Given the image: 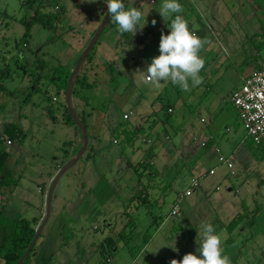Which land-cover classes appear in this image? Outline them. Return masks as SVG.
Listing matches in <instances>:
<instances>
[{
    "label": "rangeland",
    "instance_id": "obj_1",
    "mask_svg": "<svg viewBox=\"0 0 264 264\" xmlns=\"http://www.w3.org/2000/svg\"><path fill=\"white\" fill-rule=\"evenodd\" d=\"M27 1L0 0V124L6 119L25 133L1 144L16 181L1 186V195L7 220L35 218L37 229L52 180L81 145L66 87L107 4ZM124 3L141 10L147 23L132 35L120 34L109 20L81 64L72 103L85 123L87 146L57 180L25 264H171L196 251L205 223L215 226L230 264H264V144L244 139L234 149L245 130L229 101L264 53V0H180V15L202 40L204 61L202 83L189 81L187 91L171 82H144L162 32L170 31L171 18L157 9L163 0ZM36 8L58 15L51 28L34 21L23 37ZM83 75L92 85L80 86ZM123 128L137 131L130 143ZM206 136L221 143L222 152L234 149L236 176L224 177L219 190L209 182L215 176L208 174V148L200 145ZM148 161L154 166L144 172ZM191 178L199 188L191 187ZM142 185L148 202L137 206L134 194ZM175 205L181 218L169 215ZM238 213L244 219L228 230ZM174 244L179 251L165 246Z\"/></svg>",
    "mask_w": 264,
    "mask_h": 264
},
{
    "label": "clouds",
    "instance_id": "obj_2",
    "mask_svg": "<svg viewBox=\"0 0 264 264\" xmlns=\"http://www.w3.org/2000/svg\"><path fill=\"white\" fill-rule=\"evenodd\" d=\"M95 3L96 0H88ZM107 4V13L110 20L117 26L120 34H135L137 29H142L147 19L136 7H126L124 0H104ZM164 18H171L169 32L161 34L159 42V54L152 57L147 68L144 82L157 87L162 82H171L183 90L202 83L199 73L203 68L204 61L199 55L202 47V40L195 35L188 27L184 17L183 6L180 0H163L162 7L157 8ZM175 14V15H173ZM156 24V20H152ZM201 240L195 252L183 255L181 260L172 259L171 264H230L229 257L223 254L222 241L217 234L215 226L205 223L200 229ZM174 251H179L174 245H165Z\"/></svg>",
    "mask_w": 264,
    "mask_h": 264
},
{
    "label": "trees",
    "instance_id": "obj_3",
    "mask_svg": "<svg viewBox=\"0 0 264 264\" xmlns=\"http://www.w3.org/2000/svg\"><path fill=\"white\" fill-rule=\"evenodd\" d=\"M34 0H28L27 3H31ZM125 1V0H124ZM57 13L53 12H45L40 8H36L35 14L33 18L30 19L27 23H25V31L23 33V37L29 35V27L34 21H38L43 27L51 28L54 24V20ZM89 55V54H88ZM59 76L57 74L52 76L53 81H58ZM86 76L83 75L78 83L81 87H89L92 84L85 83ZM70 116V114H68ZM85 125L84 121L82 120ZM130 129L123 128L120 131V134L124 135L129 143L132 141L133 137L137 136V131L132 132ZM17 135H21V137H25V133L14 123L4 119L0 124V147L3 140L12 141ZM5 137V138H3ZM148 156H151V148L147 150ZM146 153V154H147ZM8 157L7 151L0 148V259H2V264H16L20 257L24 254L27 247L29 246L34 234H35V226L37 225V220L26 219V218H17L12 220H7L4 216V203L2 202L1 195V186H11L16 183L13 179L11 171L6 166V160ZM150 161L147 164L141 165L143 167V171L149 167ZM264 180L259 181L261 184ZM134 199L136 200V205L140 206L148 202V187L146 185H142L134 194ZM255 211V210H254ZM255 214L257 211L254 212ZM245 214L238 213L233 219L227 224L228 230H232L239 221L244 219ZM133 223L129 220L126 225H131ZM250 224V223H249ZM40 235V234H39ZM36 241V240H35ZM128 242V238L125 239ZM35 242L29 251L28 255L24 258L21 264H25L26 260L29 259V254L32 251Z\"/></svg>",
    "mask_w": 264,
    "mask_h": 264
},
{
    "label": "built area",
    "instance_id": "obj_4",
    "mask_svg": "<svg viewBox=\"0 0 264 264\" xmlns=\"http://www.w3.org/2000/svg\"><path fill=\"white\" fill-rule=\"evenodd\" d=\"M230 102L245 130V139H249L257 145L264 144V54L261 55L258 68L251 72L242 85L232 92ZM168 111H171V108H168ZM123 117L127 119L128 115L124 114ZM11 143L10 140L6 141V144ZM218 161L228 168L232 167L231 162L225 156L219 155ZM208 173L213 174L214 169H209ZM231 174L233 175L234 171H231ZM191 187H199L197 178L192 179ZM190 192V189L186 190L184 194L180 195V199ZM178 213V206L175 205L171 210V215Z\"/></svg>",
    "mask_w": 264,
    "mask_h": 264
},
{
    "label": "water",
    "instance_id": "obj_5",
    "mask_svg": "<svg viewBox=\"0 0 264 264\" xmlns=\"http://www.w3.org/2000/svg\"><path fill=\"white\" fill-rule=\"evenodd\" d=\"M110 20V14H106L104 20L102 21L101 25L99 26V28L97 29V31L95 32L93 38L91 39L90 43L86 46V48L84 49V51L80 54L79 58L77 59V62L75 64V67L70 75V78L68 80L67 83V87H66V105L68 108V112L72 118V120L74 121L75 125L79 128L80 130V134H81V145L79 150L76 152V154L71 157L63 166L62 168H60V170L57 172L56 176L54 177V179L52 180L51 186L49 188L47 197H46V209H45V216L41 222V224L38 226V228L35 231V234L29 244V246L27 247L26 251L24 252V254L20 257V259L18 260V262L16 264H21V262L24 260V258L28 255L29 251L31 250L35 240L37 239V237L39 236V234L41 233V230L43 228V226L45 225L47 218L49 216V212H50V201H51V195L53 192V188L57 182V180L59 179V177L67 170L69 169L72 165H74L77 160L82 156V154L84 153L86 146H87V132H86V128L85 125L83 124V122L80 120V118L78 117L75 108L73 106L72 103V88L74 86V83L76 81L77 75H78V71L79 68L81 66V64L83 63V61L85 60V58L87 57V55L89 54L90 50L93 48L94 44L96 43L100 33L102 32V30L104 29V27L106 26V24L108 23V21Z\"/></svg>",
    "mask_w": 264,
    "mask_h": 264
},
{
    "label": "crops",
    "instance_id": "obj_6",
    "mask_svg": "<svg viewBox=\"0 0 264 264\" xmlns=\"http://www.w3.org/2000/svg\"><path fill=\"white\" fill-rule=\"evenodd\" d=\"M126 7H127V5H126ZM161 7H162V5H161ZM264 54V53H263ZM258 65H259V61H257L255 64H254V67H253V69L251 70V71H249L246 75H244V77H243V80H242V83L244 82V80H245V78L251 73V72H253L254 70H256V68H258ZM242 85V84H241ZM240 85V86H241ZM237 88H239V87H236V88H233L232 89V91H231V93L230 94H232V92L235 90V89H237ZM231 96V95H230ZM229 101H230V98H229ZM231 103V102H230ZM231 106H232V104H231ZM233 107V106H232ZM233 109H234V107H233ZM172 110V109H171ZM236 115H237V113H236ZM202 122V121H201ZM204 122V121H203ZM228 130V129H227ZM206 138H207V140H205V139H203L202 141H201V143H200V145L201 146H203V147H205V148H208V155H207V157L209 158V159H211V164H210V166H209V168L208 169H214V173L213 174H210V175H212V176H215V179L214 180H212V179H210V184L213 182V183H216V185H215V187H214V189L215 190H219L220 189V187L218 186L219 185V183H220V181H222L223 180V178L225 177H228V176H231V177H235L236 176V172H235V170L233 169V163H232V161H233V152H234V149L235 148H239V146H240V142L241 141H243L244 139H245V134H244V136L242 137V138H237V140H236V143H235V147H234V149H232V150H229V149H227L225 152H222V148H221V143H218L217 141H216V139L215 138H213L212 136H210L209 138H208V136H206ZM229 141L228 140H226V143H228ZM74 145V143L72 144V146ZM152 150V149H151ZM152 152V151H151ZM73 153L74 152H72V153H69V155H68V157H66V159H70L71 158V156L73 155ZM219 155H222V156H225V157H227L228 158V160H229V162H231V164H232V167L231 168H228L226 165H224V164H221L219 161H218V156ZM151 156H152V154H151ZM150 156V157H151ZM216 160L218 161V163L216 162ZM213 162H215V163H217V164H214ZM220 163V164H219ZM150 165H152V166H154V163L152 164V162L150 161ZM149 165V166H150ZM146 170V169H145ZM145 170H144V172H145ZM209 171V170H208ZM231 171H234V174L232 175L231 174ZM209 174V173H208ZM191 179H193V178H191ZM198 179V178H197ZM191 183H192V180H191ZM208 185L206 184V186H205V188L207 187ZM217 187H218V189H217ZM199 188V187H198ZM209 188H210V186H209ZM171 214V212L169 213V215ZM178 215V217L179 218H181V214H180V212L177 214ZM176 215V216H177Z\"/></svg>",
    "mask_w": 264,
    "mask_h": 264
}]
</instances>
